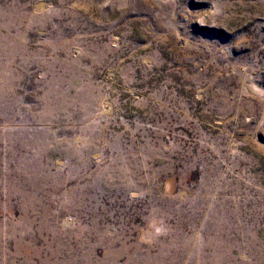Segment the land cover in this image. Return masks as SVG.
<instances>
[{
  "label": "rangeland",
  "instance_id": "1",
  "mask_svg": "<svg viewBox=\"0 0 264 264\" xmlns=\"http://www.w3.org/2000/svg\"><path fill=\"white\" fill-rule=\"evenodd\" d=\"M0 264H264V0H0Z\"/></svg>",
  "mask_w": 264,
  "mask_h": 264
}]
</instances>
